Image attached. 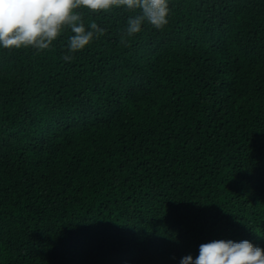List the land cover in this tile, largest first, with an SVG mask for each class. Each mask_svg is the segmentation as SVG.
<instances>
[{
  "label": "trees",
  "instance_id": "16d2710c",
  "mask_svg": "<svg viewBox=\"0 0 264 264\" xmlns=\"http://www.w3.org/2000/svg\"><path fill=\"white\" fill-rule=\"evenodd\" d=\"M120 44L123 8L65 62L0 49V264H179L264 249V0H169Z\"/></svg>",
  "mask_w": 264,
  "mask_h": 264
},
{
  "label": "clouds",
  "instance_id": "9594fccd",
  "mask_svg": "<svg viewBox=\"0 0 264 264\" xmlns=\"http://www.w3.org/2000/svg\"><path fill=\"white\" fill-rule=\"evenodd\" d=\"M119 8L133 13L127 19L121 45L127 46L125 36L140 33L145 23L160 31L169 23V0H0V49L39 53L70 31L62 56L69 62L106 31L95 22L86 27L79 10L100 13ZM179 264H264V249L247 240H215L201 244L198 256L186 255Z\"/></svg>",
  "mask_w": 264,
  "mask_h": 264
}]
</instances>
